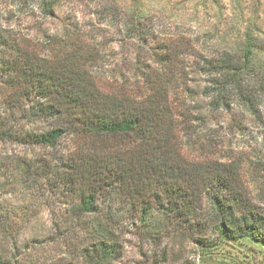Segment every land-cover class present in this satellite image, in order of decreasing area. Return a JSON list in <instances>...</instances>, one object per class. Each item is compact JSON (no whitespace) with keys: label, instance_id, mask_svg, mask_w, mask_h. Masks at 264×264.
<instances>
[{"label":"rangeland","instance_id":"rangeland-1","mask_svg":"<svg viewBox=\"0 0 264 264\" xmlns=\"http://www.w3.org/2000/svg\"><path fill=\"white\" fill-rule=\"evenodd\" d=\"M135 1L155 16L148 41L126 26L130 17L123 6L131 8ZM246 31L264 42V0H58L50 16L37 0H0L1 264H89L81 251L101 240L118 249L106 264H264L259 243L225 241L208 252L196 241H219L210 198L222 190L219 183L225 184V197L237 196L264 216V100L257 114L243 108L214 112L202 93L207 77L195 71L201 44L209 50L218 34L242 44ZM66 33L84 44L74 66L85 82L123 99L141 92V72L161 67L156 60L164 41L176 43L178 72L167 96L171 131L160 151L178 160L184 171L199 174L191 190L199 193L201 227L178 225L162 209L164 197L161 201L135 191L103 190L98 212L76 214L77 194L62 179L82 141L71 124L40 119L37 90L25 85L12 89L16 85L9 73L15 48L34 55L41 67L54 64L58 53L73 50L61 46ZM58 126L66 132L56 147L36 143L35 134Z\"/></svg>","mask_w":264,"mask_h":264},{"label":"trees","instance_id":"trees-1","mask_svg":"<svg viewBox=\"0 0 264 264\" xmlns=\"http://www.w3.org/2000/svg\"><path fill=\"white\" fill-rule=\"evenodd\" d=\"M37 1L46 16L54 15L58 0ZM117 3L114 8L119 6ZM123 10L130 17L126 26L131 25L133 35L148 41L154 35L153 12L149 13L141 1H135L131 8L125 5ZM243 38L242 44H236L230 41L231 36L218 34L209 50L201 44V61L195 64V71L207 77L202 93L214 112L243 108L257 114L264 100V42L249 31ZM63 40L61 46L68 44L73 50L66 55L58 53L54 64L46 63L42 67L34 55L10 46L15 48L12 56L16 58L9 73L16 85L12 89L25 85L28 90L29 87L37 90L39 100L35 111L40 119L54 117L71 124L82 141L66 166V179H62L68 191L77 194L76 214L80 217L98 212L101 209L98 195L103 190L120 191L124 195H133L131 191H135L140 196L153 195L159 200L164 197L160 205L178 225L189 230L201 227L202 219L197 216L199 193L191 190L197 186L199 174L184 171L178 160L160 151L161 142L167 140L171 131L167 96L178 72L176 61L181 52L176 43L164 41L163 53L156 60L161 67L143 71L140 76L138 71L136 76L144 79L141 92L134 98L123 99L120 94L103 93L87 84L85 76L74 66L75 60H80L76 55L79 49H84V44L74 41L71 33H66ZM39 67L42 71L41 68L37 71ZM65 132L63 126H58L33 137L38 144L56 147ZM35 177L41 179L43 175ZM218 186L223 190L225 184ZM157 189L162 193L155 192ZM222 190L210 196L219 241L199 237L196 240L199 249L209 252L222 242L242 239L264 248V216L237 196L225 197ZM148 210L144 206L142 221ZM116 252L115 244L101 240L84 246L81 256L89 264H106Z\"/></svg>","mask_w":264,"mask_h":264}]
</instances>
